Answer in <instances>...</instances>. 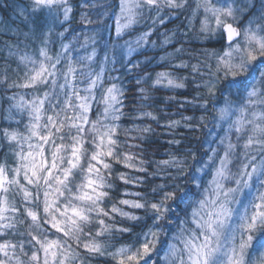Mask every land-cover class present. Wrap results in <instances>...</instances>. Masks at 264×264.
Masks as SVG:
<instances>
[{"label": "snow or ice", "instance_id": "obj_1", "mask_svg": "<svg viewBox=\"0 0 264 264\" xmlns=\"http://www.w3.org/2000/svg\"><path fill=\"white\" fill-rule=\"evenodd\" d=\"M100 2L29 0L19 10L36 47L16 69L5 58L0 73V90H30L5 98L0 264H264V9L245 22L250 0H119L112 47L163 52L122 63L109 60L107 44L100 60L95 35L80 44L86 54L75 48L74 7L91 25V10L103 17L112 7L101 12ZM140 23L147 31L117 43ZM110 63L120 76L108 74ZM189 86L194 111L220 129L196 147L179 130L207 117L172 119L176 97L154 95ZM153 124L168 130L166 147Z\"/></svg>", "mask_w": 264, "mask_h": 264}, {"label": "trees", "instance_id": "obj_2", "mask_svg": "<svg viewBox=\"0 0 264 264\" xmlns=\"http://www.w3.org/2000/svg\"><path fill=\"white\" fill-rule=\"evenodd\" d=\"M29 0H0V73L3 72V68L7 63L10 64L12 69H16L17 63L19 60V56H23L25 54H32L33 49L36 47V44L33 39H29L25 36L26 33L29 32V29L32 27V25H25L22 22V17L19 16V10L20 8L27 5ZM74 5H78L79 0H72ZM241 3H243V0H241ZM105 5L112 6L107 10V14L103 17H99L95 14V10H91L89 19H91L94 23L91 25L83 24L80 20V11L81 9L76 6L74 7L75 15L72 18L71 27L76 30V35H79L80 41L79 43H75V48L77 49L78 53L80 55L86 54L83 49L80 48V44L84 41V36H92L95 35V39L98 42L96 46L97 54L100 58V60L104 59L105 52L102 50L104 49L105 44L108 45L107 52L109 56L110 61L114 60H120L122 63H126L127 60L131 59L133 62H143L146 57H159L160 55H163V52L157 49H153L151 45L147 47V49H140L137 52H133L131 56L126 55V49H121L120 47H112L113 42L115 41V15L119 10V0H101L100 3H97L96 8L99 9L101 12L105 11ZM264 7V2L262 0H250L249 6H248V12L244 16V21L246 22L247 19L252 17V14L254 13H260L261 9ZM88 11V10H85ZM183 19V17H182ZM179 21H174L172 24H168V28H173L175 24H178ZM195 25L197 28H199V20L195 22ZM92 29H95V33H93ZM147 31V28L143 25V23L134 25L132 29L126 30L122 38L117 42L119 45H123L125 41L128 40H135L136 36L142 32ZM161 32L165 31L164 28L160 29ZM111 37V39H110ZM102 38V39H101ZM157 37L154 35L152 37L153 40H155ZM71 39V37H70ZM9 46H12V51L17 53V55L9 56ZM206 47H212L213 45L208 44L204 45ZM93 45L90 43L88 45L87 51L92 50ZM187 47V46H186ZM197 48L201 47V45H196ZM168 51H172V48H168ZM187 58V56L183 57ZM195 59L192 60V63H195ZM94 68H96V65H93ZM115 70H112V69ZM151 68L153 70H160L156 63L153 62L151 65ZM109 73L113 76H120L121 71V65L119 63L117 64H109L108 65ZM185 73H181V75H184ZM22 75V72H21ZM135 73H132L128 75L125 78V84L128 87H131L135 81L132 78ZM9 76L11 79L15 80L17 79L15 72H10ZM14 91H30L26 89H12L10 91H3L0 90V127H5L8 125L9 120L5 119V117L8 115L7 109L9 107V104L6 102V97L11 95ZM130 95V94H129ZM158 98H163L166 95L169 96H175L177 102H173L171 105L168 106V113L169 116H171L172 119H180V115L185 116H192L195 114L197 120H199V117L203 114L207 117L206 123L200 125L195 131H191L188 129L181 128L179 130V133H183L187 136L188 141L192 142V146L196 147L199 140L202 139H216V133L220 132V129L215 126L214 121H212L211 116L209 114L202 113V110H195L194 111V105L197 104L199 101L197 99H194L197 97V92L194 89V86H189L185 89L178 90L177 93L172 92H159L155 93ZM190 102V103H189ZM129 107H131V102L128 101ZM184 103L185 107L180 108V104ZM179 110V111H178ZM163 115V114H161ZM93 118L95 116L93 115ZM20 119L18 115H15L14 113V119L12 121V126L16 127L15 120ZM26 120V117H25ZM163 123V120L161 121ZM124 126L129 127L130 122L129 120H124ZM153 128H155L157 136L159 137V143L162 145H165V141L169 139L168 130L162 127H158L157 125L153 124ZM22 127V126H21ZM222 134V133H221ZM135 135V133H133ZM124 134L121 133V140H123ZM233 140H235V137L233 136ZM207 146V145H206ZM163 152V148L161 149V153ZM157 158H164L162 156H158ZM3 160V153L0 152V162ZM9 163H13L12 159L10 158ZM119 183V182H117ZM115 199H119L118 193H114ZM195 198H199V195H197ZM184 206L180 205L178 212L181 217L185 216V212L183 210ZM191 211V208H188V212ZM119 219V218H118ZM178 224V221L176 222ZM168 231L165 239L170 238L173 233L177 230L175 225L167 226ZM128 237H125L123 241L121 242H127ZM117 246H119L117 244ZM160 255H163V252L160 253ZM154 259H156L154 257ZM92 264H112L111 261H105V258L101 257L98 260H94Z\"/></svg>", "mask_w": 264, "mask_h": 264}, {"label": "rangeland", "instance_id": "obj_3", "mask_svg": "<svg viewBox=\"0 0 264 264\" xmlns=\"http://www.w3.org/2000/svg\"><path fill=\"white\" fill-rule=\"evenodd\" d=\"M262 2H264V0H262ZM262 9H264V7H263ZM262 9H261V10H262ZM260 12H261V11H260ZM254 14L258 16L260 13H254ZM252 16H253V14H252ZM9 161H10V158H9ZM1 162H2V161H1Z\"/></svg>", "mask_w": 264, "mask_h": 264}]
</instances>
